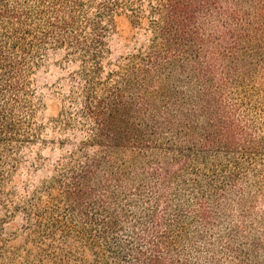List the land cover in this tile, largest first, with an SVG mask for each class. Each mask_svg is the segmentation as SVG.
Masks as SVG:
<instances>
[{
    "label": "trees",
    "instance_id": "1",
    "mask_svg": "<svg viewBox=\"0 0 264 264\" xmlns=\"http://www.w3.org/2000/svg\"><path fill=\"white\" fill-rule=\"evenodd\" d=\"M0 264H264V0H0Z\"/></svg>",
    "mask_w": 264,
    "mask_h": 264
},
{
    "label": "rangeland",
    "instance_id": "2",
    "mask_svg": "<svg viewBox=\"0 0 264 264\" xmlns=\"http://www.w3.org/2000/svg\"><path fill=\"white\" fill-rule=\"evenodd\" d=\"M139 39L140 37L135 34L134 30L131 29L128 18L123 15L118 17L115 23V31L110 39L112 57L114 58L118 55L127 53L132 49L133 46H135V44L139 42ZM65 66H63L62 63L61 53L52 55L50 54L44 62V65L39 69V71H37L35 75L36 85L38 87V91L40 92V97L43 104L36 115L37 121L39 123L47 125L49 121L57 114L60 104L59 97L54 95L50 89L58 83L60 86L65 83L63 78L66 75V71L73 69L72 65ZM34 150L32 152L27 151L25 156H32ZM43 154L46 156V152H43ZM39 176H41V173H37L30 179L34 180ZM28 178L29 175L26 174L25 167L21 168L17 175L12 177L11 185L15 187L16 193L20 192V186L25 184ZM14 224L18 225V222H15ZM15 243L17 242L14 241L13 244Z\"/></svg>",
    "mask_w": 264,
    "mask_h": 264
}]
</instances>
